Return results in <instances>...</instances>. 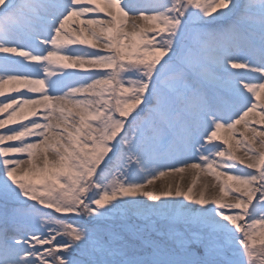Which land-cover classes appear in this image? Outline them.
I'll use <instances>...</instances> for the list:
<instances>
[{"label": "snow or ice", "instance_id": "obj_1", "mask_svg": "<svg viewBox=\"0 0 264 264\" xmlns=\"http://www.w3.org/2000/svg\"><path fill=\"white\" fill-rule=\"evenodd\" d=\"M0 97V264H264V0H0Z\"/></svg>", "mask_w": 264, "mask_h": 264}, {"label": "bare ground", "instance_id": "obj_2", "mask_svg": "<svg viewBox=\"0 0 264 264\" xmlns=\"http://www.w3.org/2000/svg\"><path fill=\"white\" fill-rule=\"evenodd\" d=\"M0 99H4V97H0ZM0 131H7V129L0 130ZM170 179H172V178H165L162 181H158L155 185V188L157 190L161 189L162 187H164L169 182ZM176 179H178V178H176ZM192 179H193V176L191 173H185L184 179H183L184 186H188ZM211 180H212L211 177L202 176L201 180L198 182V187L200 186L201 183H203L205 181H211ZM215 191L216 190L213 189L211 186L209 187V194H214Z\"/></svg>", "mask_w": 264, "mask_h": 264}, {"label": "rangeland", "instance_id": "obj_3", "mask_svg": "<svg viewBox=\"0 0 264 264\" xmlns=\"http://www.w3.org/2000/svg\"><path fill=\"white\" fill-rule=\"evenodd\" d=\"M0 208H2V202H0Z\"/></svg>", "mask_w": 264, "mask_h": 264}]
</instances>
